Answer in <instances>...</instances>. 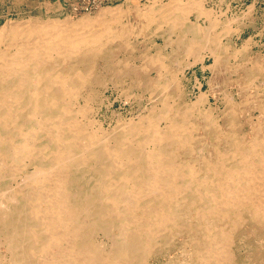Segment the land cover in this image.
<instances>
[{
  "label": "bare ground",
  "instance_id": "obj_1",
  "mask_svg": "<svg viewBox=\"0 0 264 264\" xmlns=\"http://www.w3.org/2000/svg\"><path fill=\"white\" fill-rule=\"evenodd\" d=\"M127 1L92 18L33 17L0 28V264H154L149 257L175 236H183L184 258L173 264H239L236 251L252 250L250 236L264 243V61L249 54L252 39L229 44L237 18L219 30L204 0ZM131 7L137 22L123 23ZM150 26L163 48L151 39L139 46ZM230 56L242 60V98L228 89L222 100L198 80L199 94L182 96L179 74ZM100 63L114 88L128 77L143 91L142 112L111 129L88 116ZM250 104L259 115L248 138L238 116ZM258 251L247 255L264 264Z\"/></svg>",
  "mask_w": 264,
  "mask_h": 264
},
{
  "label": "rangeland",
  "instance_id": "obj_2",
  "mask_svg": "<svg viewBox=\"0 0 264 264\" xmlns=\"http://www.w3.org/2000/svg\"><path fill=\"white\" fill-rule=\"evenodd\" d=\"M69 1H72V0H69ZM69 1H67V2H69ZM151 1H153V0H137V2L139 3L138 6H141L144 3H150ZM164 1L166 2L167 0H164ZM67 2H64L59 8H55L54 7V8H50L49 10H47V9L36 10L35 9L32 12L25 14L24 16H15V17H13L11 19H8L3 24L5 25V23H7V22L21 21V20H25V19L28 20V19L33 18V17L34 18H42V19H48V18L64 19V17L70 16L72 19H75V20L78 19V18H81V17H89V18H92V17H95L97 15L98 10L101 7L102 8H105V7H112L113 8L114 6L116 7V6H120L121 5L122 7L126 8L128 6L129 7L131 6V4L127 0H103L102 5L99 8H97V10H94L92 12H86V13H74ZM204 6L206 8L213 9L214 10V14H217V16L219 15L221 25H223V26L218 27L219 30H222V29L225 28L226 23L224 25V22H226V19L227 18H230V17L231 18H235L236 17L237 19H235V22H232L231 25L229 24V26L231 28H233L234 30L237 29L238 31H239V28H240V31L241 32L240 31L239 32L237 31L236 33H228V35H229L228 36V38H229V41H228L229 44L232 45L233 41H237V43H238L237 46H239L240 43L242 44L244 41H246L247 39L250 38V39H252V43L250 44V49L251 50L249 49V54L251 55V53L254 52V53H252V56L259 57L260 58V61H264V0H216V1L215 0H209V1L208 0H204ZM248 7L249 8L251 7V8L250 9H247V11H246V8H248ZM238 8H239V10H238ZM255 10H257V11H255ZM223 11H224V14H222ZM218 12L219 13L221 12V13L218 14ZM251 16H252V18H251ZM224 17H226V18H224ZM127 18L128 19H126V16H124V18L122 19L123 20L122 22L123 23H127V22L128 23L129 22L130 23H134V22H137V18L135 16V10H134V8H132V7L130 8L129 15L127 16ZM191 18L194 20V15H192ZM248 21L251 24H249ZM3 24L0 25V28L3 26ZM134 24H136V23H134ZM238 24H240V25H238ZM235 25H237V28H236ZM250 25L251 26L253 25L252 28H251ZM150 28H151L150 30H152V31L148 30V31H146L144 33L143 36H141V39H140V42L141 43L139 42V46L141 47L145 43H150V39H151V43L157 42V46L163 48L162 43H161L162 39L161 38L159 39V35H153V33H152L153 30L155 29L154 26H150ZM116 30H117V33H120V34L122 33L121 34L122 37L127 36L126 31L120 30V28H118L117 25H116ZM147 33H149V34H147ZM148 36H150V37H148ZM144 37H145V39H144ZM118 39H120L119 35H118ZM130 39L133 42L135 41V38L132 35L130 36ZM123 40L125 42L126 39L123 38ZM147 40H148V42H147ZM173 48H174L173 46H168L165 51L168 52V54H171ZM121 52L120 53L119 52L116 53V57L118 55L117 58H122L124 55L126 56V51L125 52L121 51ZM168 61H170L171 70L173 72H176V70H177L176 61L175 60H173V61L172 60H168ZM177 61H182V60H177ZM236 61L238 63H236ZM211 62H212V59L207 58L205 60V65L206 66H210L212 64ZM239 62L241 63L242 60H240V59L234 60L230 56L229 59H226L225 61H222L220 65L215 66L213 69H211V68L202 69V66H201L200 63L199 64H196V66L194 65V66H192L190 68L188 67L184 72H182L183 74H179V76H178L180 80L183 78L182 81H181V83L183 85L182 86V89H183L182 91H184V93H183L184 95L182 94V96L185 99H191V98L194 99L195 96L199 94V89L196 86V83H197V80H198V81H200L202 83V87H201L202 90L203 91H209L211 93V95H212L213 92H215L222 99L225 96V94L229 91L228 89H230L229 93H230V95L232 97H235V98H240L241 97L242 98L243 96H240L239 95L240 94L239 88L241 87V85L238 84V83H241L242 82V79L245 76V71H244V68L241 66V64ZM99 65H101V66H99ZM99 65H97V67H96L97 69L96 70L98 71L97 72V75L101 76V80L99 81L100 83L98 85L96 84L95 86H93L94 87V90H96V91L98 90L97 91L98 93L95 94L96 91L94 93V98L96 100L94 99V102L93 103L91 102V106L92 107H91V110H90L88 116H89L90 119L93 118V119H96L97 122L102 123L103 126L105 127V129H109V128L111 129L112 127L115 126V124H116V121L115 120L118 117H123L124 119H130V116L131 117L132 116L133 117H137V115H139L142 112V110H143L142 107H144L143 106L144 103L141 101V98L138 100V96L140 94H142L143 91L136 89V87L133 86L135 84L132 83V80L129 79L128 77H124L123 79H120V81H119V83H120L119 87L114 88L113 82L109 81L110 78L107 77V76L105 77V75H101L99 73V72H103V69H102L103 63L102 64L100 63ZM228 65H230V67H228ZM80 66H82V65H80ZM236 66H239V69L238 70H236ZM197 68H199V69H197ZM240 70H241V72H240ZM262 72H263V74H262ZM262 72H258V75L264 76V71H262ZM238 73H239V76H237ZM204 77H206V78H204ZM233 85H235V87H232ZM239 85H240V87H239ZM222 86H223V88H222ZM213 87H214V89H213ZM126 89L129 90V91H127ZM223 89L225 90V93H223V91H224ZM125 90H126V93H124ZM84 92H85V90L83 91V93L81 92V94H85ZM127 92H129L130 94L127 93ZM158 93L159 94L161 93L160 90L155 94V96H157ZM125 94H126V96H128V95L130 96L131 95L130 96L131 97V101L130 102H126L127 97L126 96L124 97ZM133 95H136V97L133 98ZM155 96H154V98H155ZM246 97H248V95H246ZM79 100L82 101V99H80V98H79ZM133 101H135V102H133ZM136 102L138 104H136ZM144 102H146V101H144ZM211 102L212 103L215 102L214 99H213V97L211 98ZM139 103L141 104V106H140ZM137 105H139V106H137ZM220 105L222 107L223 106V103L220 104ZM241 111H243V112L240 113V115L238 116V118H239L238 119V122L240 123V126L243 125V124H246V125H243V127L241 126V128L239 129V132H241V134H243V133L245 135L247 134L246 137L251 138L250 136H252V133L253 132L251 131V128L250 127H251V124L253 126H255V122L257 123L256 117L259 115V112L257 110H254L253 104H250L249 106L242 107V110ZM252 112H253V118H249L248 116ZM110 113L111 114H115V115H110ZM254 115H256V116H254ZM260 117H261L260 119L264 122V115H262ZM135 119L136 120H134V121H137V118H135ZM247 124H249V125H247ZM247 126H249V127H247ZM198 133L201 134L202 132L200 131ZM30 170H33V166L28 167L26 171L29 172ZM24 174H25V172H23L21 174V176H23ZM83 181L81 183H83ZM73 191L76 192L75 189ZM259 233H262V232H259ZM244 234L246 236L247 233H244ZM184 237H185V235H184ZM178 238H179V240H178ZM175 239L176 240H175V242L172 245H176V247L171 245L172 247L169 246L167 248H162V250L160 251L161 253L157 257H156V254L151 255L149 257L151 263L153 262L154 264H158V263L159 264H169V263L170 264H173V260L174 261H177V262H181L183 260L184 256L182 254V249L180 248V245L179 244H182L183 236H175ZM258 239H257L256 235L255 236H252V237L250 236V238H248V242H250V244L252 245L251 246L252 247V250L251 251H247V248H246L247 245L246 244L242 247V250L236 251V259L239 261V264H244L243 262H246L248 264V260H249V264H251V262H253V263L255 262L254 264H259L258 257H257V260L255 259L256 260L255 261L254 258L252 259L251 256L247 255L248 252H251L252 253V251H254V250L258 251L259 249L260 250L257 252L258 254L259 253H262V254L264 253V243L263 244L258 243V241H257ZM96 240L101 241L100 236L97 237ZM255 241H256V243H254ZM257 243L259 245H263V247L262 246L260 247ZM257 246H258L259 249L257 248ZM166 250H167V252H166ZM169 251H170V254H169ZM260 251H263V252H260ZM257 253L255 252L254 255H257ZM174 254H176V255H174ZM166 256H167V258H166ZM164 259H165L166 262L164 261ZM168 259H169V261H168Z\"/></svg>",
  "mask_w": 264,
  "mask_h": 264
},
{
  "label": "crops",
  "instance_id": "obj_3",
  "mask_svg": "<svg viewBox=\"0 0 264 264\" xmlns=\"http://www.w3.org/2000/svg\"><path fill=\"white\" fill-rule=\"evenodd\" d=\"M69 0H0V25L15 16H24L33 10L59 8Z\"/></svg>",
  "mask_w": 264,
  "mask_h": 264
},
{
  "label": "built area",
  "instance_id": "obj_4",
  "mask_svg": "<svg viewBox=\"0 0 264 264\" xmlns=\"http://www.w3.org/2000/svg\"><path fill=\"white\" fill-rule=\"evenodd\" d=\"M74 13H86L97 10L103 0H72L67 2Z\"/></svg>",
  "mask_w": 264,
  "mask_h": 264
}]
</instances>
